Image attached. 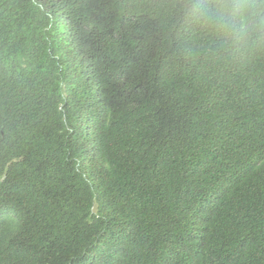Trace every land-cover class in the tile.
<instances>
[{
  "label": "trees",
  "instance_id": "1",
  "mask_svg": "<svg viewBox=\"0 0 264 264\" xmlns=\"http://www.w3.org/2000/svg\"><path fill=\"white\" fill-rule=\"evenodd\" d=\"M0 0V264H264V0Z\"/></svg>",
  "mask_w": 264,
  "mask_h": 264
},
{
  "label": "clouds",
  "instance_id": "2",
  "mask_svg": "<svg viewBox=\"0 0 264 264\" xmlns=\"http://www.w3.org/2000/svg\"><path fill=\"white\" fill-rule=\"evenodd\" d=\"M208 11L220 19L226 28L232 25L234 19L239 18L246 25L252 18L248 0H218L215 8L201 7L202 14Z\"/></svg>",
  "mask_w": 264,
  "mask_h": 264
}]
</instances>
